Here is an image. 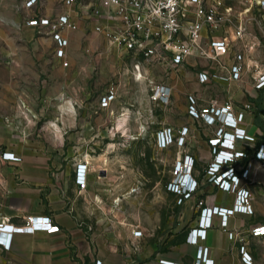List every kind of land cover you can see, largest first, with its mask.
I'll use <instances>...</instances> for the list:
<instances>
[{"label":"crops","instance_id":"0c3cea01","mask_svg":"<svg viewBox=\"0 0 264 264\" xmlns=\"http://www.w3.org/2000/svg\"><path fill=\"white\" fill-rule=\"evenodd\" d=\"M24 1L0 0V222L19 224L24 215H47L59 226V231L13 234L10 249L0 247V264H94L96 260L100 264H160L158 258L192 263L196 246L186 242V235L173 241L169 250L157 248L151 241L144 243L143 234L133 235L132 231L139 227L121 225L104 212L115 185L109 184L108 174L101 172L106 177H99L96 173L99 169L95 164L103 161L106 154L91 156L86 148L93 150L99 144L105 145L113 113L106 110L103 119L94 116L92 108L63 104V98L71 96L69 80H62L63 71L71 73L79 66L90 67L91 62L79 52L80 44L83 52L91 48L87 45L84 22L79 21L76 31L65 34L69 64L62 67L55 57L52 37L39 34L38 28L26 24L35 14L61 11L60 0H44L42 7L32 8L25 7ZM91 35L104 39L98 34ZM111 52L119 60L118 75L123 72L131 81L126 73L127 63ZM143 71L146 77L164 78L159 68ZM172 75L165 82L173 88ZM132 85L144 86V89L137 94L122 88L123 104L137 111L149 108L145 82H132ZM245 89L252 90L250 86ZM243 90L230 92L228 98L236 103L243 101ZM260 102L258 97L256 103ZM184 116L187 118L184 122L162 123L155 129L190 123L186 113ZM127 119L128 114L124 113L116 122L118 130L126 135ZM131 126L138 130L139 123L134 125L132 121ZM241 127L256 136L257 144L264 142V107H254ZM93 131L102 132L94 135ZM240 145L237 141L236 148ZM188 147V153L195 159L193 176L200 180L203 167L211 158L207 138L195 137ZM3 151L14 153L20 161L2 159ZM249 152L246 186L251 192L253 213L232 215L226 228L220 227L219 216L212 217V227L207 229L201 244L209 248L207 258L213 264H243L241 246L251 256L252 264H264V237L250 234L252 226L264 223V165L254 158V150ZM82 163L86 169L84 187L80 188L75 182V172L77 164ZM197 196L208 206L229 207L234 199L232 193L220 191L211 183L202 184ZM182 207L181 217H193L191 222L195 225L198 208L188 204Z\"/></svg>","mask_w":264,"mask_h":264},{"label":"built area","instance_id":"2783aa9c","mask_svg":"<svg viewBox=\"0 0 264 264\" xmlns=\"http://www.w3.org/2000/svg\"><path fill=\"white\" fill-rule=\"evenodd\" d=\"M61 11L48 15L35 14L26 21L39 34L50 35L55 44V57L62 67L68 66L66 33L76 31L78 22H84L85 32L101 35L124 62H129L127 75L132 82H145L150 109L169 106L172 87L165 82L170 74L178 75L186 66L200 65L196 73L199 83L223 81L242 85L250 80L251 91L244 88V100L236 103L232 99L222 102L209 100L199 105V97L188 94L186 115L192 123L201 127L207 136L211 158L204 165L200 180L193 174L195 159L189 151L192 126L163 125L154 133L156 149L174 147L178 150L166 184V191L174 195L178 206L197 207L196 224L187 235L186 242L196 246V258L190 264H213L207 258L209 248L201 244L212 227V217H220V227L226 228L228 218L234 214L253 213L248 180L249 149L254 158L264 165V142L258 143L255 135L241 127L247 114L252 112L255 101L264 95V65L248 63L253 48L250 40L252 27L264 33V0H60ZM44 0H25L24 6L42 7ZM189 59L192 61L190 62ZM159 68L164 78L156 80L146 77L143 69ZM122 83L111 80L101 93L100 110L113 113V103L121 97ZM133 107V106H130ZM119 116L128 107L119 106ZM118 130L117 124L111 125ZM241 143L236 148V143ZM2 159L20 161L12 152L3 151ZM85 163L77 164L76 184L84 187ZM211 183L220 191L234 195L231 206H208L197 196L202 184ZM135 190L134 188L132 189ZM117 199L120 200L118 197ZM116 199L114 200V204ZM55 233L59 226L47 215L28 214L19 224L0 222V247L9 250L15 233ZM140 236L142 232L132 231ZM250 234L264 237V223L251 227ZM229 237L232 232H228ZM243 264H252L251 256L240 247ZM160 264H186L159 259ZM94 264H100L96 260Z\"/></svg>","mask_w":264,"mask_h":264},{"label":"rangeland","instance_id":"374dc122","mask_svg":"<svg viewBox=\"0 0 264 264\" xmlns=\"http://www.w3.org/2000/svg\"><path fill=\"white\" fill-rule=\"evenodd\" d=\"M251 33L253 36L250 37V40L256 46L253 48L248 63L256 61V64L263 66L264 33L258 32L254 26ZM86 36V40L89 42L87 45H91L90 54H86V49L85 53L83 52L81 44L79 52L85 56V59L88 58L89 63L91 62L90 67L85 69L84 66H79L75 72L71 73L63 71L62 80H69L67 82L68 92H71L70 97L63 98V104L71 105L72 103L73 106L92 108L94 116H102L105 119L106 111L100 110L98 100L111 80L121 78L122 88L125 90L127 87L137 94L144 89V86L132 85L123 72H119L118 75L119 60L108 50L104 39L92 37L91 34H86ZM126 63L128 66L129 62ZM122 68L123 66L120 65V69ZM200 68V65L186 66L182 73L172 75L173 78L170 79L173 86L172 101L169 106L152 109L147 107L137 111L135 107L124 105L120 97L112 105L114 112L109 121L111 125H115L121 117L118 111L119 104L122 103L128 107L129 114L126 122L128 135L124 134L122 130L115 131L114 129L107 138H104V146L101 147L99 144L100 147L95 146L93 150L85 147L91 156H97L103 152L106 154L104 155L106 158H102L103 161L96 164L92 162L99 169L96 171L97 175L106 177V175L101 176V172L108 174L109 184L115 185V189L109 194V207L104 212L113 216L121 225L139 227L144 243L151 241L153 245L156 244L157 248L161 247L166 250H169L173 241H178L183 235H187L193 226L191 222L193 217L182 218L183 207L178 206L175 196L166 191V184L170 179L178 150L174 147L165 150L156 149L154 145L155 128L162 123H181L187 120L184 113L188 94L197 95L199 105L204 106L209 100L222 102L229 99L230 92L250 86V80L245 81L242 85L223 81L199 83L196 73ZM63 88H65L64 85ZM74 93H76L75 96ZM260 97L261 102L256 103L255 101L254 107H264V95ZM133 112L135 113L133 114ZM132 121L134 125L139 123L138 130L131 126ZM140 125L143 126L142 130ZM190 125L192 131L189 139L207 138L203 129L196 123L191 121ZM98 132L102 131H93V134L97 135ZM100 148H104L103 151ZM118 197L120 200L117 199ZM115 199L116 203L119 201L117 205L113 202Z\"/></svg>","mask_w":264,"mask_h":264},{"label":"bare ground","instance_id":"6f19581e","mask_svg":"<svg viewBox=\"0 0 264 264\" xmlns=\"http://www.w3.org/2000/svg\"><path fill=\"white\" fill-rule=\"evenodd\" d=\"M96 199L98 200V197H96ZM114 202V201H113ZM115 203H116V201H115Z\"/></svg>","mask_w":264,"mask_h":264},{"label":"trees","instance_id":"16d2710c","mask_svg":"<svg viewBox=\"0 0 264 264\" xmlns=\"http://www.w3.org/2000/svg\"><path fill=\"white\" fill-rule=\"evenodd\" d=\"M176 242H174V244H175Z\"/></svg>","mask_w":264,"mask_h":264}]
</instances>
